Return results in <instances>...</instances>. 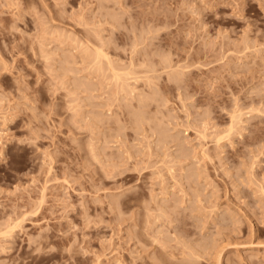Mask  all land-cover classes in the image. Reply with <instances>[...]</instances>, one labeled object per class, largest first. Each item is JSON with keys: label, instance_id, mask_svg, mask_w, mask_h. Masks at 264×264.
<instances>
[{"label": "rangeland", "instance_id": "rangeland-1", "mask_svg": "<svg viewBox=\"0 0 264 264\" xmlns=\"http://www.w3.org/2000/svg\"><path fill=\"white\" fill-rule=\"evenodd\" d=\"M0 264H264V0H0Z\"/></svg>", "mask_w": 264, "mask_h": 264}, {"label": "bare ground", "instance_id": "bare-ground-1", "mask_svg": "<svg viewBox=\"0 0 264 264\" xmlns=\"http://www.w3.org/2000/svg\"><path fill=\"white\" fill-rule=\"evenodd\" d=\"M240 115H241V113H239ZM238 116V115H237ZM237 116H235V117H237ZM234 117V116H233ZM239 118V120H240V116L238 117ZM235 118H233V120H234ZM236 121V120H235ZM235 123V122H234ZM236 123H237V121H236ZM235 123V124H236ZM240 128V127H239ZM230 131V130H229ZM219 140H220V137H219Z\"/></svg>", "mask_w": 264, "mask_h": 264}]
</instances>
